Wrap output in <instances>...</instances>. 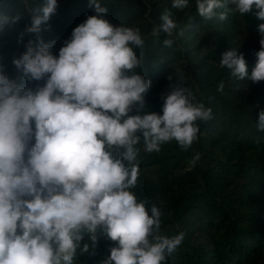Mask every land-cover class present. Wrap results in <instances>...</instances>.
<instances>
[{"label": "clouds", "instance_id": "obj_1", "mask_svg": "<svg viewBox=\"0 0 264 264\" xmlns=\"http://www.w3.org/2000/svg\"><path fill=\"white\" fill-rule=\"evenodd\" d=\"M42 3L18 36L22 42L24 34H37L36 41L24 43L25 51L11 64L29 82L44 79V85L20 87L5 74L0 58V264H73L81 233L87 231L95 247L98 229L116 242L102 264H166L184 234H153L160 227L158 209L146 210L129 191L138 176L134 146L142 136L147 152H158L170 140L187 149L198 138L195 122L210 119L211 110L177 89L164 99L161 114L130 115L133 107L143 110L150 89V81L132 71L139 66L134 47L143 43L138 30L113 26L103 18L107 9L100 0H87L94 14L53 55L55 42L38 34L57 0ZM225 3L261 21L260 50L251 73L237 49L222 54L220 67L238 80L262 82L264 0H196V11L211 19ZM187 6L188 0H172L173 8ZM19 20L0 15V33ZM161 21L159 31L171 37L175 22L167 13ZM256 128L264 132V110ZM119 149L117 158L113 153ZM88 250L87 244L81 249Z\"/></svg>", "mask_w": 264, "mask_h": 264}, {"label": "trees", "instance_id": "obj_2", "mask_svg": "<svg viewBox=\"0 0 264 264\" xmlns=\"http://www.w3.org/2000/svg\"><path fill=\"white\" fill-rule=\"evenodd\" d=\"M100 3L107 9L104 19L113 26L138 30L143 42L134 47L139 66L132 71L149 80L150 89L143 110L133 107L130 115L161 114L164 99L177 89L192 103L211 110L210 119L195 122L198 138L187 149L170 140L158 152H147L142 136L134 146L138 176L129 191L146 210L158 209L160 227L153 234H184L166 264H264V132L256 128L258 113L264 110V81L238 80L220 67L222 54L237 49L251 73L260 50L261 21L251 13L239 15L227 3L211 19L197 14L196 0H188L183 9L173 8L172 0ZM57 5L38 34L46 43L55 42L53 55L70 40L74 28L94 14L87 0H57ZM41 7L42 0H0V15L20 17L15 26H5L0 33L5 74L33 90L45 80L29 82L11 59L25 51L24 43L36 41L37 34H24L22 42L18 36ZM220 12L227 15L223 21L218 19ZM165 13L176 24L171 37L159 31ZM166 39L173 41L171 46L164 45ZM221 82L223 88L218 90ZM121 151L114 150V156L118 158ZM81 234L73 264H102L116 246L99 229L95 247L87 231ZM85 244L89 250L82 252Z\"/></svg>", "mask_w": 264, "mask_h": 264}]
</instances>
